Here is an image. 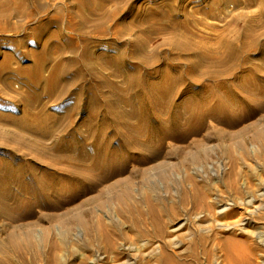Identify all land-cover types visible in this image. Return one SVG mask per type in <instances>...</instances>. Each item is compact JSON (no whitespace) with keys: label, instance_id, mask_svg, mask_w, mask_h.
<instances>
[{"label":"rangeland","instance_id":"1","mask_svg":"<svg viewBox=\"0 0 264 264\" xmlns=\"http://www.w3.org/2000/svg\"><path fill=\"white\" fill-rule=\"evenodd\" d=\"M262 49L264 0H0V166L6 147L42 163L35 181L22 172L23 183L0 185L15 196L0 200V264H264ZM202 51L191 74L216 61L219 78L196 84L227 75L258 108L185 86L166 104L181 123L168 110L140 120L137 69L164 92L160 75Z\"/></svg>","mask_w":264,"mask_h":264},{"label":"bare ground","instance_id":"2","mask_svg":"<svg viewBox=\"0 0 264 264\" xmlns=\"http://www.w3.org/2000/svg\"><path fill=\"white\" fill-rule=\"evenodd\" d=\"M155 9H156V7H155ZM154 10V9H153ZM247 27V26H246ZM253 32V31H252ZM250 29L249 28H247V29H245V31L244 32H242V33H240L239 32V34H238V36L233 40V41H231V42H229L226 46H225V49H224V56L226 57L225 59H227V57H229L230 59H232L233 57H238L239 56V52H240V49H238V47H236V45H235V42L238 40L239 41V39H241V36H243V35H248V37H249V35H250ZM254 34V33H253ZM236 35V34H235ZM254 36V35H253ZM235 37V36H234ZM176 38H178V36L176 37ZM236 40V41H235ZM181 44V43H180ZM138 45V44H137ZM176 45V44H175ZM137 47V46H136ZM143 47V46H142ZM180 47V46H179ZM178 47V49L180 50V51H182V49L181 48H179ZM244 47H246V46H244ZM260 47V46H259ZM176 48V47H175ZM184 48H187V47H184ZM243 48V47H242ZM261 48V47H260ZM245 49V48H244ZM249 49V48H248ZM185 51H191V49H184ZM184 51V52H185ZM262 51H264V49H262ZM246 52V51H245ZM259 52H260V50H259ZM137 54V53H136ZM243 54V53H242ZM196 55V54H195ZM193 56V55H192ZM197 56H199L198 57V60L196 61V62H193V61H190V62H187L186 64H185V67H181L180 66V68H178V69H176V68H173L175 71H174V74H172L173 75V77H171V78H168V77H166V79H165V76H164V74H161L160 76H162V79L161 80H165L166 82H168V84H167V86L168 87H166V88H168L167 89V91H164V92H161V91H159L158 89H155L156 87H154V85H153V83L152 82H150L149 81V79H150V76L151 75H153L155 72L154 71H148V72H144L142 69H137V71H136V69H135V71H136V73H135V79H134V84H135V89H134V91H133V94H134V97L133 98H136L135 100H137L136 102L138 103V105H139V109H138V112H137V115L140 117V120L142 119H150V120H152L153 122H156V123H158L159 122V120H160V118H159V113H164V111L165 110H168V111H170L171 113H172V123L173 124H179V119H178V114H179V112H180V110H179V106L178 107H175V108H172V109H168V106H166V104L167 103H173L177 98H180L182 95H183V93L185 92V86H187V90L188 91H195L196 92V94H194V95H197V98L200 100V99H208L209 97H211L210 95H211V93H212V91L214 90V87L216 88V89H223L226 93H227V96H229L230 98H233V99H238L239 101H241L242 103H244L245 105H246V107H248L249 108V110L250 111H255L258 107L257 106H255V105H253V104H251L250 105V103H249V101L246 99V97L244 96V95H242V92H245L246 91V88H244L243 86L241 87H239V89H237V88H235L234 87V85L230 82V79L228 80L227 79V75H225L224 77L223 76H221L220 78H222L221 80H219L218 81V84L216 85V86H214V87H207V86H204V85H198V84H196V82H198V81H200V80H203L204 78H211V77H213V76H215V74H214V70H212V69H209V68H212V67H214V66H216L217 65V63L218 62H216V61H212V63L210 64V66L208 67V69H205V71L202 73H200L199 75H196V76H194L193 74H191V72H193V70H194V74H196L195 73V69L197 70L198 68V66L199 67H202L201 66V64H200V62L201 61H204V60H206L207 58H208V55H207V52L206 51H202V52H199V54L197 55ZM223 56V55H222ZM232 57V58H231ZM229 58H228V60H229ZM190 59V58H189ZM224 59V57L222 58V61L224 62V64H226V62H225V60H223ZM236 59V58H235ZM238 59V58H237ZM228 60H226L227 62H228ZM231 61V60H230ZM235 61V60H234ZM234 63V62H233ZM40 65V64H39ZM38 65V66H39ZM175 65V64H174ZM180 65V64H179ZM230 66V65H229ZM174 67V66H173ZM204 67V66H203ZM35 68H38L37 66L35 67ZM34 68V69H35ZM205 68H206V66H205ZM39 69V68H38ZM41 69V68H40ZM228 69V68H227ZM226 69V70H227ZM230 69V68H229ZM225 70V71H226ZM64 72H65V69H64V67L63 66H58L55 70H54V73H53V75H52V77H51V83L53 84V86L54 87H57L58 86V82H59V80L61 79V77L64 75ZM197 72V71H196ZM262 71H260L259 73H261ZM219 74V73H218ZM229 74V73H228ZM148 75H150V76H148ZM132 76V75H131ZM219 76V75H218ZM214 77V78H219V77ZM197 77H199V80H197ZM232 77V76H231ZM230 77V78H231ZM261 77H262V75H261ZM132 79H133V77H131ZM169 79V80H168ZM50 81H49V83H50ZM260 81V80H259ZM258 81V82H259ZM257 81H254V83H256ZM262 82H264V81H262ZM132 83V82H131ZM163 83V82H162ZM261 83V82H260ZM165 84V83H164ZM241 84V83H240ZM239 84V85H240ZM183 85V86H182ZM244 85V84H243ZM51 86V85H50ZM157 86V85H156ZM245 86V85H244ZM133 87V86H132ZM51 88V87H50ZM110 90V89H109ZM111 90H113V89H111ZM253 90V89H252ZM252 90L250 89V91L252 92ZM31 91V90H30ZM56 91V90H55ZM29 92V91H28ZM32 92V91H31ZM153 92H155L156 94H157V98L156 99H149L148 98V95L150 94V93H153ZM247 92H249V91H247ZM254 92V91H253ZM50 93V92H49ZM111 93V92H110ZM116 93H117V91H116ZM119 93V92H118ZM225 93V94H226ZM255 93L257 94V91L255 90ZM60 94V93H59ZM249 94V93H248ZM114 95V94H113ZM117 95V94H116ZM153 95V94H152ZM253 95V94H252ZM112 96V95H111ZM122 96H124V94L122 95ZM133 96V95H132ZM213 96V95H212ZM248 96V95H247ZM156 97V96H155ZM228 97V98H229ZM253 97H254V95H253ZM112 98H114V97H112ZM117 98V97H116ZM115 98V99H116ZM127 99V98H126ZM182 99V98H181ZM253 99H256V98H253ZM124 100V99H123ZM134 100V101H135ZM187 100V99H186ZM204 100V101H205ZM250 100V99H249ZM131 101V100H130ZM185 101V100H184ZM183 101V102H184ZM104 102V101H103ZM103 102H102V104H103ZM127 102V101H126ZM125 102V103H126ZM182 101H180V103H181ZM182 102V103H183ZM201 102V101H200ZM105 103V102H104ZM259 103V102H258ZM129 104V103H128ZM206 105V104H205ZM238 105H239V103H238ZM104 106H106V105H104ZM108 106H110V104L108 105ZM186 107V106H185ZM205 107V106H204ZM226 107V106H225ZM228 107V106H227ZM243 107V106H242ZM170 108V107H169ZM261 108V107H260ZM183 109V108H182ZM221 109V108H220ZM27 110V109H26ZM212 110V109H211ZM248 110V109H247ZM22 111V110H21ZM104 111V110H103ZM182 111V110H181ZM248 112V111H247ZM214 113V112H213ZM223 113V112H222ZM250 113V112H249ZM255 113V112H254ZM217 114V113H216ZM219 114H221V113H219ZM226 114H227V112H226ZM23 115H25V114H23ZM133 115V114H132ZM212 115V114H211ZM225 115V114H224ZM228 115V114H227ZM214 116V115H213ZM216 116V115H215ZM219 116V115H218ZM105 117H109V118H112V120H113V118H114V120H115V114L114 113H111V111L109 110V109H107V111L105 112ZM199 117V116H198ZM219 117H222V116H219ZM224 117V116H223ZM222 117V118H223ZM228 117V116H227ZM226 117V118H227ZM231 117V116H230ZM1 118V117H0ZM216 118H217V116H216ZM215 118V119H216ZM221 118V119H222ZM225 118V117H224ZM235 118V117H234ZM23 119H24V117H22L18 122H22L23 121ZM229 120H231V118H228ZM233 119V118H232ZM236 119V118H235ZM234 119V120H235ZM238 119V118H237ZM18 120V119H17ZM182 120V119H181ZM218 120V119H217ZM228 120V121H229ZM119 121V120H118ZM161 121V120H160ZM191 121H192V119H191ZM202 121V120H201ZM238 121V120H237ZM236 121V122H237ZM2 122V121H1ZM115 123H116V121H115ZM161 123V122H160ZM181 123V122H180ZM233 123V122H232ZM235 123V122H234ZM120 125V124H119ZM193 125V124H192ZM195 125V124H194ZM201 125V124H200ZM22 126V125H21ZM37 125H36V123H34V124H29V128H31V130H32V127H36ZM115 126V125H114ZM144 126H145V124H144ZM179 126V125H178ZM195 126H197V129H198V125H195ZM26 127V126H25ZM126 127V126H125ZM200 127V126H199ZM178 128V127H177ZM118 129V128H117ZM159 129V128H158ZM158 129H153V130H151L148 134H149V136L151 137V136H155V134H157L159 131H158ZM196 129V128H195ZM200 129V128H199ZM45 130V129H44ZM113 132H114V129L112 130ZM120 132V131H119ZM45 133V132H44ZM116 133V132H115ZM42 134V133H41ZM40 134V135H41ZM47 133H45V135H46ZM44 135V136H45ZM127 135V134H126ZM167 135V134H166ZM42 136V135H41ZM47 136V135H46ZM109 136V135H108ZM148 136V137H149ZM67 137V136H66ZM81 137V136H80ZM129 137V136H128ZM71 138V137H70ZM84 138H86V137H84ZM4 139H6L7 140V138L5 137ZM24 139V138H23ZM121 139V138H120ZM149 139V138H148ZM73 140V139H72ZM117 140V139H116ZM9 141V140H8ZM16 141V140H15ZM36 141V140H35ZM61 141V140H60ZM70 141V140H69ZM77 141H78V138H77ZM82 141V140H81ZM100 141V140H99ZM17 142H19L18 140H17ZM66 142V141H65ZM68 142V141H67ZM76 142V141H75ZM124 142V140L122 139V143ZM35 143V142H34ZM62 143V142H61ZM81 143V142H80ZM83 143H84V141H83ZM96 143V142H95ZM4 144V143H3ZM12 144V143H11ZM28 143H26V145H27ZM37 144V143H36ZM41 144V143H40ZM39 144V145H40ZM57 144V143H56ZM69 145V143H62V145L63 146H66V145ZM86 144V143H85ZM84 144V145H85ZM92 144V143H91ZM99 144V143H98ZM125 144V143H124ZM19 145V144H18ZM35 145V144H34ZM79 145V144H78ZM127 145V144H126ZM141 145V144H140ZM29 146V145H28ZM61 146V145H60ZM62 146V147H63ZM69 146H71V145H69ZM124 146V145H123ZM1 147V146H0ZM13 147V146H12ZM21 147V146H20ZM32 147H33V145H32ZM31 147V148H32ZM41 147H43V146H41ZM54 147V146H53ZM56 147V146H55ZM75 147V146H74ZM130 147V146H129ZM8 149V151H7V153H8V155L5 157L6 159V162L5 163H3V165H1L0 166V185L2 186V185H4V187H6V184H9V183H15V182H18V181H21L20 180V173H22V172H26V173H28V177H27V180L29 181V182H33V181H35L34 180V176H36V175H33V173H32V171H34L35 172V170H33V168L35 167V165L36 164H42V163H40V159L38 158V157H28V156H26L25 154H17L15 151H13V150H9V147H6V148H3V149H1V150H4V151H6ZM18 149H19V147H18ZM28 149H30V148H28ZM27 149V150H28ZM34 149V148H33ZM72 149V148H71ZM24 150V149H23ZM48 150H49V148H48ZM47 150V151H48ZM53 150H54V148H53ZM55 150H56V148H55ZM54 150V151H55ZM32 151V150H31ZM54 151H53V153H54ZM19 152V151H18ZM50 152V150L48 151V153ZM56 152V151H55ZM29 154V153H28ZM52 154V153H51ZM55 154V153H54ZM56 155V154H55ZM36 156H39V155H36ZM52 156H53V154H52ZM57 156V155H56ZM73 156H75V155H73ZM78 156V155H77ZM42 157H44L45 158V156H42ZM41 157V158H42ZM76 157V156H75ZM79 157V156H78ZM52 158V157H51ZM54 158H56V157H54ZM74 158V157H73ZM82 158V157H81ZM4 160V161H5ZM52 160V159H51ZM78 160H80V158L78 159ZM83 160V159H82ZM81 160V161H82ZM3 161V162H4ZM77 162V161H76ZM80 162V161H79ZM47 163V162H46ZM50 163V162H49ZM50 164H52V163H50ZM56 164V163H55ZM62 164V163H61ZM60 164V165H61ZM64 165H66V164H64ZM51 166V165H50ZM53 166V165H52ZM59 166V165H58ZM37 167V166H36ZM36 167H35V169H36ZM45 167H47V166H45ZM49 168V167H48ZM53 168V167H52ZM54 169V168H53ZM65 169V168H64ZM67 170V169H66ZM65 170V171H66ZM67 171H70V169H68ZM72 171V170H71ZM71 171H70V173H71ZM37 172V171H36ZM75 172V171H74ZM68 174V173H67ZM66 174V175H67ZM72 175V174H71ZM39 176V175H38ZM76 177V176H75ZM36 178V177H35ZM25 180H26V178H25ZM38 180H39V178H38ZM22 182V181H21ZM38 182V181H37ZM23 183V182H22ZM31 184V183H30ZM34 186V185H33ZM41 186V185H40ZM3 187V188H4ZM17 187H18V185H17ZM23 187V186H22ZM32 187V186H31ZM38 187V186H37ZM42 187H44V186H42ZM1 189H2V187H0ZM7 188V187H6ZM41 188V187H40ZM26 189V188H25ZM44 189H45V187H44ZM43 189V190H44ZM16 190V189H15ZM38 190V189H37ZM23 191V190H22ZM41 191H42V189H41ZM25 192V191H24ZM23 192V193H24ZM29 192V191H28ZM42 193V192H41ZM45 193V192H44ZM17 194V193H16ZM21 193L19 192V195H20ZM32 194V193H31ZM34 194V193H33ZM22 195V194H21ZM40 195V194H39ZM45 195V194H44ZM10 196H13V197H15L14 195H11V193L9 192V191H1L0 190V200H3V199H6V198H8V197H10ZM31 196V195H30ZM42 196V195H41ZM32 197V196H31ZM34 197V196H33ZM18 198V197H17ZM51 198V197H50ZM50 200V199H49ZM51 201H52V199H51ZM53 202V201H52ZM1 203V202H0ZM3 204V203H2ZM53 204V203H52ZM4 211V210H3ZM1 212V211H0ZM5 212V211H4ZM3 213V212H2ZM5 213H3V215H4ZM9 214V213H8ZM11 214H13V213H11ZM11 214H9L8 216H10ZM6 215V214H5ZM4 215V216H5ZM14 215V214H13ZM7 216V215H6ZM15 216V215H14ZM1 218V217H0ZM11 218V217H10Z\"/></svg>","mask_w":264,"mask_h":264}]
</instances>
